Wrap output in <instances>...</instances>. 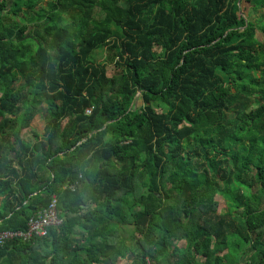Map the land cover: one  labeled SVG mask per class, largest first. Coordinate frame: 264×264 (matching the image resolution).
I'll return each mask as SVG.
<instances>
[{"label":"trees","instance_id":"obj_1","mask_svg":"<svg viewBox=\"0 0 264 264\" xmlns=\"http://www.w3.org/2000/svg\"><path fill=\"white\" fill-rule=\"evenodd\" d=\"M242 2L0 0V231L53 198L63 220L0 264H264V0Z\"/></svg>","mask_w":264,"mask_h":264},{"label":"built area","instance_id":"obj_2","mask_svg":"<svg viewBox=\"0 0 264 264\" xmlns=\"http://www.w3.org/2000/svg\"><path fill=\"white\" fill-rule=\"evenodd\" d=\"M91 109L92 108H88L86 112L90 113ZM62 221L63 220L59 217V213L57 212V199L53 198L49 207L29 219L26 230L0 231V245L13 239L30 241L35 236H46L50 227L58 226ZM148 264H151L149 260Z\"/></svg>","mask_w":264,"mask_h":264},{"label":"rangeland","instance_id":"obj_3","mask_svg":"<svg viewBox=\"0 0 264 264\" xmlns=\"http://www.w3.org/2000/svg\"><path fill=\"white\" fill-rule=\"evenodd\" d=\"M241 7H242V11L243 13H245L246 16H251L250 18L252 20H254L257 16H260V13H262V10H260L259 12L257 11H253V7L249 2H246V0H243V2L241 3ZM257 37L260 40H264L263 34L261 32L257 33ZM94 58L97 62H105L106 59V51L104 49L96 51ZM107 68H108V73L109 75L113 74L115 72V68L112 62H108L107 64ZM140 104H142V99L140 97H138L136 99V102L134 104V106H139ZM45 124V120L43 117H41L39 114H37L31 121V126L29 128H25L22 132L23 137L28 140L31 141L32 140V130L31 129H35V127L38 130H41V132H43L44 128H43V124ZM36 129V130H37ZM218 201H219V208L221 211H224V209L226 208V202L225 200L221 197L218 196L217 197ZM126 234V233H125ZM182 246L185 245V242L181 243Z\"/></svg>","mask_w":264,"mask_h":264},{"label":"crops","instance_id":"obj_4","mask_svg":"<svg viewBox=\"0 0 264 264\" xmlns=\"http://www.w3.org/2000/svg\"><path fill=\"white\" fill-rule=\"evenodd\" d=\"M43 124V123H42ZM45 127V124H43V128ZM35 129H37L36 127H35ZM38 130V129H37ZM38 131H41V130H38Z\"/></svg>","mask_w":264,"mask_h":264}]
</instances>
